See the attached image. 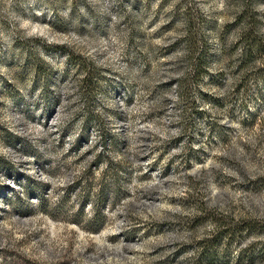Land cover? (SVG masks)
Instances as JSON below:
<instances>
[{"label":"rangeland","instance_id":"1","mask_svg":"<svg viewBox=\"0 0 264 264\" xmlns=\"http://www.w3.org/2000/svg\"><path fill=\"white\" fill-rule=\"evenodd\" d=\"M0 264H264V0H0Z\"/></svg>","mask_w":264,"mask_h":264}]
</instances>
